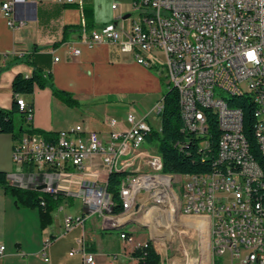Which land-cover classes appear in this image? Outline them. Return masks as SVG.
<instances>
[{
	"label": "built area",
	"instance_id": "1",
	"mask_svg": "<svg viewBox=\"0 0 264 264\" xmlns=\"http://www.w3.org/2000/svg\"><path fill=\"white\" fill-rule=\"evenodd\" d=\"M133 1L138 18L129 17L128 29L108 24L90 32L84 25L80 40L90 46L98 42L116 45L124 52H133L138 62L158 74H165L179 93L182 131L200 129V136L195 138L203 152L211 146L205 110L216 113L215 101L225 92H246L256 101L253 128L264 157V0ZM2 10L11 27L23 24L16 19L12 2H4ZM68 50L75 55L81 52L75 44L69 45ZM17 98L23 99V110L30 122L33 108L23 95ZM162 110L163 98L152 111ZM191 112H200L197 125H190ZM146 118L129 112V129L112 131L109 142L96 130L85 129L80 123L60 130L55 141L36 133H24L13 143L12 160L25 173L13 175L12 182L26 181L22 184L24 187L56 195L62 193L63 185L64 191L71 193L66 187L70 182L67 177L72 176V170H83L88 158H98L106 172L151 165L152 155L145 146V136L153 126ZM116 123V118L110 120L111 125ZM219 128L212 170L165 175H172V180L180 183L182 193L187 194V209H197L198 215L205 217L212 237L214 264L217 261L219 264H264V168L252 155L250 142L243 132V112L235 106L225 109ZM227 161H235V172L226 173ZM238 161H246V169H238ZM156 179H163V175L125 178L119 192L123 201L120 213L113 211L115 201L107 186L98 185L97 181L83 180L76 195L81 197L87 214H99L102 223H108L124 218L128 209H136L138 213L142 192L155 190L154 199L165 200L155 189ZM84 219L85 214L66 216L65 228L70 230ZM120 235L133 243L134 238L128 231ZM48 242L40 251L45 261L50 260ZM78 242L70 254H82L84 264H97L86 238L81 237ZM154 243L159 253L158 240ZM146 245L147 242L142 246ZM5 250L6 246L0 243V255Z\"/></svg>",
	"mask_w": 264,
	"mask_h": 264
},
{
	"label": "crops",
	"instance_id": "2",
	"mask_svg": "<svg viewBox=\"0 0 264 264\" xmlns=\"http://www.w3.org/2000/svg\"><path fill=\"white\" fill-rule=\"evenodd\" d=\"M7 1L13 3L16 19L22 21V25L14 28L8 24L2 10V4ZM133 2L0 0V108L12 106L14 77L17 74L30 76L37 67L51 73L54 85L70 92L79 105L67 104L51 87L37 88L31 96L23 95L33 108L29 122L33 128L57 136L60 130L80 123L85 129L96 130L109 142L112 131L129 129V112L147 116V121L154 126L150 115L163 98V85L157 71L138 62L133 52H124L116 45L98 42L90 46L80 40L84 25L90 32L108 24L128 29L129 17L135 12ZM114 3L118 5L116 8L112 7ZM71 44L78 46L81 52L70 54ZM28 56L32 63L26 60ZM112 118L117 119L115 125L110 124ZM13 143L10 133L0 132V170L23 174L24 169L12 160ZM108 175L96 157L86 159L83 170H72L66 186L71 193L62 186V201L50 212L51 221L45 226H42L38 208L19 205L15 197L0 186V243L6 246L0 255V264H84L82 254H70L78 247L81 237L86 238L89 249L95 253L97 264H136L137 259L128 248L133 244L121 235L122 244H118L102 231L121 227L123 230L124 225L99 222V214H87L81 197L76 195L83 180L95 183L99 177L97 184L106 186ZM24 182L18 183L24 187ZM83 214V223L70 230L65 228L66 216ZM47 242L49 261L40 255Z\"/></svg>",
	"mask_w": 264,
	"mask_h": 264
},
{
	"label": "trees",
	"instance_id": "3",
	"mask_svg": "<svg viewBox=\"0 0 264 264\" xmlns=\"http://www.w3.org/2000/svg\"><path fill=\"white\" fill-rule=\"evenodd\" d=\"M90 15V10H86ZM91 24V19H88ZM77 28V27H75ZM31 57L26 60L30 63ZM160 77H163L159 74ZM52 74L37 67L30 76L17 74L12 82L13 101L10 108H0V132L10 133L13 140L20 139L24 133L41 134L48 141H55L57 136L40 129H35L27 122L26 112L18 105V95L31 96L37 88L51 87L54 94L69 105H79V102L70 92L57 88L52 79ZM167 79V76H165ZM163 81V78H162ZM164 84V83H163ZM230 105L239 107L243 112V132L250 142L251 152L254 158L264 168V157L261 154L254 132V112L256 103L246 93L233 95L229 98ZM208 118L210 133V149L203 152L199 148V137L191 131H182L183 119L179 104V93L170 82L166 83L163 90V110L160 112L161 127H153L145 136V146L160 155L162 160V172L171 174L202 173L213 169L217 157L218 139L220 128L215 113L205 110ZM180 143V145H177ZM13 174L0 170V186L7 194L15 197L16 202L25 207L38 208L41 214L42 226L51 221L50 212L62 201V195L22 187L18 182H12ZM127 177L125 171H111L108 175L107 190L115 201L113 211L120 213L123 210V201L120 197V186ZM122 230V227H121ZM133 256L138 259L136 264H161L162 257L158 253L151 240L146 246L137 247ZM219 264V261H217Z\"/></svg>",
	"mask_w": 264,
	"mask_h": 264
},
{
	"label": "rangeland",
	"instance_id": "4",
	"mask_svg": "<svg viewBox=\"0 0 264 264\" xmlns=\"http://www.w3.org/2000/svg\"><path fill=\"white\" fill-rule=\"evenodd\" d=\"M132 15L134 19L138 18L136 11L133 12ZM153 63L157 62L153 60ZM162 76L163 77L160 78L161 81L163 78L162 85L164 90L169 79L168 77L167 79L165 78V74ZM225 96L229 97L230 95L225 92ZM159 114L160 113L153 111L149 119L156 129H159L161 124V117ZM138 170H142L141 165H138ZM144 171L150 173L155 172V170L149 166H146ZM154 198V190L141 193L139 202L142 203L141 206L144 209L140 211L139 215H149V213L147 214L148 207L146 205L148 203H150V205H160V202H158L159 199ZM58 213L61 212L58 211ZM97 219L99 222H102L101 217H97ZM142 220L143 221L133 220L124 226V228L128 230L129 236H133L134 238L133 245L128 246V248L132 250V253L138 246H142L148 240H152L153 242L158 240L159 244L157 243V248L161 252V264H192L193 261H201L203 257V259H205L204 262L206 261L207 264H214V260L210 253L209 234H206L204 230L200 233L196 230L187 228L188 226L194 227L190 225V223H197L198 226H201L204 221L203 219L180 215L174 219L167 218V220L155 216H148L146 219ZM168 222H170V224H168ZM165 225L168 227L166 228ZM201 227L200 229L202 230L203 227ZM102 231L107 233V237L111 240L118 244H122V240L119 239L121 228H109ZM153 245H155V243Z\"/></svg>",
	"mask_w": 264,
	"mask_h": 264
},
{
	"label": "bare ground",
	"instance_id": "5",
	"mask_svg": "<svg viewBox=\"0 0 264 264\" xmlns=\"http://www.w3.org/2000/svg\"><path fill=\"white\" fill-rule=\"evenodd\" d=\"M229 97L225 95L219 96L218 99L215 101V111L216 116L218 118L219 124H221L222 119L225 118V109H231L232 105H230L229 98L233 95H238L242 93H246L243 91H229ZM20 109H23V99L18 98L17 100ZM256 103V101H254ZM236 110L242 112L239 107H236ZM160 113V112H158ZM200 120V112H191L190 114V125H197V121ZM191 132L200 135V129H191ZM152 155L151 165H145L142 167V170H138V165H134V167H127V168H120L116 170L125 171L127 173L126 178H137V177H144V178H158L163 175V179H156L155 181V189L159 192L160 195L165 197V200H159L160 205H153L150 203L146 204L148 207V216H155L162 219L167 220V218H176L180 215L183 216H190L198 219H203V223L201 226H198L197 223L193 225L194 227H187L192 230H196L200 233L204 230V232L208 233L207 221L203 215H198L197 209H187V194L182 193V189H180V183L178 180H172V175H165L167 173L162 172V160L159 154L154 151H149ZM146 166L152 167L155 170L154 173L145 172L144 168ZM140 168V167H139ZM238 169H246V161H238ZM112 170V171H116ZM111 172V171H110ZM108 172V173H110ZM235 172V161H227L226 162V173H233ZM155 192V190H154ZM141 202L138 200V207H141L140 211L144 209L141 206ZM140 211L136 213V209H128V215H124V218L115 219L113 222H108L107 224L113 225H120L126 226L129 222L133 220L143 221L142 219H146L148 216L146 214L139 215ZM157 215V216H156ZM176 220V219H175ZM170 224V222H168ZM202 228V230L200 229ZM128 231L126 228L122 230V232ZM201 239V238H200ZM209 244H210V253L212 250V237L209 236ZM204 258V257H203ZM201 259L198 262L193 261L192 264H207V262Z\"/></svg>",
	"mask_w": 264,
	"mask_h": 264
},
{
	"label": "snow or ice",
	"instance_id": "6",
	"mask_svg": "<svg viewBox=\"0 0 264 264\" xmlns=\"http://www.w3.org/2000/svg\"><path fill=\"white\" fill-rule=\"evenodd\" d=\"M248 55H249L250 58H254L252 53H249Z\"/></svg>",
	"mask_w": 264,
	"mask_h": 264
}]
</instances>
